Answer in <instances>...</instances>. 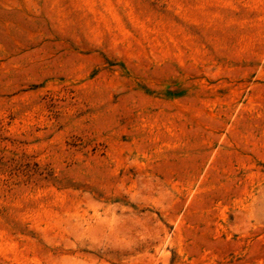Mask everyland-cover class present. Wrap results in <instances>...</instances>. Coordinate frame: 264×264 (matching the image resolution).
I'll return each instance as SVG.
<instances>
[{
    "label": "rangeland",
    "instance_id": "obj_1",
    "mask_svg": "<svg viewBox=\"0 0 264 264\" xmlns=\"http://www.w3.org/2000/svg\"><path fill=\"white\" fill-rule=\"evenodd\" d=\"M0 264H264V0H0Z\"/></svg>",
    "mask_w": 264,
    "mask_h": 264
}]
</instances>
